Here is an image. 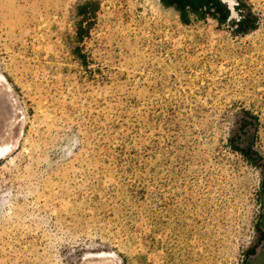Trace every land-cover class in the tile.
<instances>
[{"label": "rangeland", "instance_id": "374dc122", "mask_svg": "<svg viewBox=\"0 0 264 264\" xmlns=\"http://www.w3.org/2000/svg\"><path fill=\"white\" fill-rule=\"evenodd\" d=\"M233 1L0 0V264H264V0Z\"/></svg>", "mask_w": 264, "mask_h": 264}, {"label": "bare ground", "instance_id": "6f19581e", "mask_svg": "<svg viewBox=\"0 0 264 264\" xmlns=\"http://www.w3.org/2000/svg\"><path fill=\"white\" fill-rule=\"evenodd\" d=\"M231 9L235 5L233 0H224ZM9 82L5 77H0V158L8 157L16 151L23 128V112L11 94L3 93L8 89ZM96 256V255H95ZM113 256L111 253L98 254L99 259L90 264H115L100 258ZM112 259V258H111Z\"/></svg>", "mask_w": 264, "mask_h": 264}, {"label": "trees", "instance_id": "16d2710c", "mask_svg": "<svg viewBox=\"0 0 264 264\" xmlns=\"http://www.w3.org/2000/svg\"><path fill=\"white\" fill-rule=\"evenodd\" d=\"M167 7L175 8L179 13L183 22L189 21L190 14H195L200 17H211L218 22L222 23L231 17V8L223 0H161ZM241 5V2H239ZM239 13L243 10L236 6ZM249 20V13L247 15L241 14L238 20V26L246 29Z\"/></svg>", "mask_w": 264, "mask_h": 264}, {"label": "crops", "instance_id": "0c3cea01", "mask_svg": "<svg viewBox=\"0 0 264 264\" xmlns=\"http://www.w3.org/2000/svg\"><path fill=\"white\" fill-rule=\"evenodd\" d=\"M224 1V0H223ZM225 2V1H224ZM228 4V3H227ZM229 8H231L230 6H229ZM232 10V9H231Z\"/></svg>", "mask_w": 264, "mask_h": 264}]
</instances>
